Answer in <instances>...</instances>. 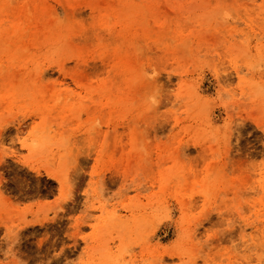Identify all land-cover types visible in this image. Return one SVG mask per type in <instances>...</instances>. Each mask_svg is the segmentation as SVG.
Segmentation results:
<instances>
[{"label": "rangeland", "instance_id": "1", "mask_svg": "<svg viewBox=\"0 0 264 264\" xmlns=\"http://www.w3.org/2000/svg\"><path fill=\"white\" fill-rule=\"evenodd\" d=\"M0 264H264V0H0Z\"/></svg>", "mask_w": 264, "mask_h": 264}]
</instances>
